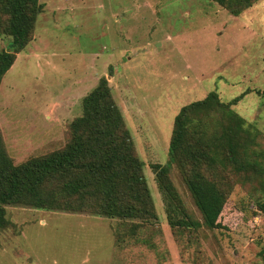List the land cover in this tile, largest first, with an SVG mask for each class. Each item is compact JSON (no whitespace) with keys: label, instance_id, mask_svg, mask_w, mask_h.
I'll list each match as a JSON object with an SVG mask.
<instances>
[{"label":"rangeland","instance_id":"obj_1","mask_svg":"<svg viewBox=\"0 0 264 264\" xmlns=\"http://www.w3.org/2000/svg\"><path fill=\"white\" fill-rule=\"evenodd\" d=\"M38 2L31 40L0 82L7 154L17 165L62 149L82 99L104 77L143 162L156 217L127 228L138 239L116 242V219L7 204L0 264H264V154L240 172L229 163L205 170L225 192L216 229L204 225L168 154L175 115L210 91L224 103L242 95L231 109L259 131L249 150H264V0L238 15L218 0ZM11 40L0 29V51ZM198 116L217 131L220 112ZM153 164L168 166L196 228L168 224Z\"/></svg>","mask_w":264,"mask_h":264},{"label":"trees","instance_id":"obj_2","mask_svg":"<svg viewBox=\"0 0 264 264\" xmlns=\"http://www.w3.org/2000/svg\"><path fill=\"white\" fill-rule=\"evenodd\" d=\"M256 1L218 0L234 15ZM42 7L38 0H0V29L12 38L9 50L0 51V82L16 54L31 40ZM241 96L224 103L215 91H210L203 99L182 106L173 120L170 161L183 169L185 184L204 225L210 229L221 227L219 216L225 192L216 180L208 178L205 170L229 163L240 172L255 167L264 154L263 149L249 150V145L257 144L258 129L231 109ZM213 110L221 113V119L217 131L210 134L198 113L208 116ZM82 111L70 124L68 143L43 157L16 165L0 138V229L8 224L4 208L7 204L116 219V242L125 236L139 238L135 230L126 232L127 228L141 226L136 219H155L143 162L106 78H100L82 99ZM187 164L189 169H184ZM152 168L163 195L168 224L172 228H196L197 223L187 215L169 177L168 166L153 164Z\"/></svg>","mask_w":264,"mask_h":264}]
</instances>
